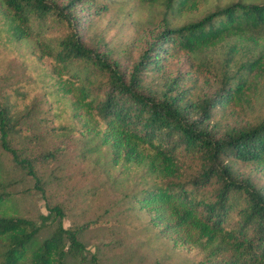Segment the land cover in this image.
<instances>
[{
  "label": "trees",
  "instance_id": "trees-1",
  "mask_svg": "<svg viewBox=\"0 0 264 264\" xmlns=\"http://www.w3.org/2000/svg\"><path fill=\"white\" fill-rule=\"evenodd\" d=\"M116 1L0 0L1 150L43 195L36 164L75 148L83 158L102 155L114 182L140 173L122 194L126 223L159 264L185 244L196 251L190 264H264V183L232 164H264V120L222 133L210 122L215 108L247 102L252 79L264 73V0L217 2L179 23L173 19L207 0H133L164 12L161 30L129 71L107 42H85L75 15L78 5L100 13ZM228 40L234 43L219 67L199 56ZM250 46L235 63L233 54ZM176 51L213 75L211 94L191 99L181 80L164 75L162 57ZM5 185L0 167V264H101L95 253L87 258L82 236L108 222L106 215L65 227L62 209L45 197L48 214L37 223L18 214ZM48 221L54 226L40 238ZM122 240L97 247L112 250Z\"/></svg>",
  "mask_w": 264,
  "mask_h": 264
},
{
  "label": "rangeland",
  "instance_id": "rangeland-1",
  "mask_svg": "<svg viewBox=\"0 0 264 264\" xmlns=\"http://www.w3.org/2000/svg\"><path fill=\"white\" fill-rule=\"evenodd\" d=\"M61 3L66 0H58ZM230 0H207L198 8L183 16L174 18L176 23L196 19L206 8L219 2L224 4ZM164 9L161 5H138L133 0H118L100 13L87 3L78 5L75 15L81 21L83 28L80 34L86 43L93 44L97 40L107 42V46L114 50V56L120 59L123 66L131 70L136 61L155 34L162 28L161 17ZM91 41V42H90ZM234 42H227L210 47L199 56L218 67L221 65L230 46ZM251 50L244 48L234 53V62L245 58ZM1 62V58H0ZM164 75L169 79L175 76L181 80L184 88H189L191 99L211 94L217 87L213 75L198 65L189 54L176 51L173 56L162 57ZM20 78H24L22 71H17ZM254 89L247 93V102L225 105L215 108L210 119L216 124V129L222 133L231 126L253 125L264 120V73L252 79ZM80 149H72L67 155L57 157L48 163H38V172L44 182V195L34 187L33 179L24 171L16 168L9 155L0 148V167L4 174L5 191L13 197V204L18 214L40 223L41 214H48L45 208V197L53 204L60 206L63 212V225H77L106 215L108 222L102 226L87 231L82 239L86 245V256L95 253L100 256L101 264H159L154 248L142 244L143 237L139 230L130 229L126 223L125 200L122 194L133 190L137 183L138 172H129L118 177L114 182V173L108 171L102 155H88L83 158ZM100 157V161H96ZM239 173L249 176L260 186L264 183V164L244 163L238 160L232 162ZM140 181H142L140 179ZM129 220V219H128ZM41 231L40 238L49 235L53 224ZM139 235V236H137ZM180 233L169 231L170 237H176L179 242ZM123 238V245L115 249L97 247L101 242L107 243L115 238ZM167 249L162 246L159 249ZM174 252H169L162 264H190L194 261L195 250L187 244L176 246ZM156 254V255H155ZM160 256V255H159ZM68 264H90L70 260Z\"/></svg>",
  "mask_w": 264,
  "mask_h": 264
}]
</instances>
